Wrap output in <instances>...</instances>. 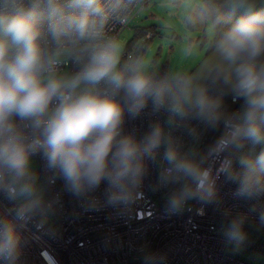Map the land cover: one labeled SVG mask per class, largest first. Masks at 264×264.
<instances>
[{"label": "clouds", "instance_id": "9594fccd", "mask_svg": "<svg viewBox=\"0 0 264 264\" xmlns=\"http://www.w3.org/2000/svg\"><path fill=\"white\" fill-rule=\"evenodd\" d=\"M130 3L0 0V192L17 202L0 216V264H22L19 228L51 211L38 155L48 183L63 181L85 211L97 208L102 183L107 205L131 204L148 163L160 164L154 190L168 214L212 203L221 178L235 196L264 200V0H170L181 23L210 31L212 58L163 75L109 34ZM228 98L239 107L230 110ZM142 116L150 118L142 134L125 132L126 118ZM248 221L239 213L224 222L236 252ZM141 261L162 264L150 249Z\"/></svg>", "mask_w": 264, "mask_h": 264}, {"label": "built area", "instance_id": "2783aa9c", "mask_svg": "<svg viewBox=\"0 0 264 264\" xmlns=\"http://www.w3.org/2000/svg\"><path fill=\"white\" fill-rule=\"evenodd\" d=\"M151 0H131L125 19L113 21L109 34L121 37L131 22ZM145 40L133 39L129 50L138 48L144 55L156 31L145 32ZM230 110L239 107L226 100ZM148 116L125 121V132L146 130ZM214 137L209 133L205 143ZM44 177L51 211L34 217L19 228L26 243L22 264H142L145 249L158 254L162 264H264V225L258 221L264 200L249 201L234 195L236 185L218 181V192L212 203L190 202L181 213L165 211L164 192L154 190L160 164L148 163L139 195L129 205L114 208L106 204V184L93 193L99 201L96 209L85 211L82 202L63 188V181L49 184L50 174L44 161L34 157ZM162 163V162H160ZM17 202L0 192V216L8 215ZM255 206L256 211H250ZM203 214H198V210ZM245 213L249 227L259 230L254 239L248 235L242 249L236 252L225 235L224 222L231 215ZM227 214V215H226ZM46 256L48 257L46 259Z\"/></svg>", "mask_w": 264, "mask_h": 264}, {"label": "rangeland", "instance_id": "374dc122", "mask_svg": "<svg viewBox=\"0 0 264 264\" xmlns=\"http://www.w3.org/2000/svg\"><path fill=\"white\" fill-rule=\"evenodd\" d=\"M142 28H150L157 33L146 46L144 56L160 75L164 71L193 73L202 61L212 58L208 44L210 31L205 25L190 28L181 23L178 10L171 6L170 0H151L123 32L121 41L128 45L133 39L145 40L146 34H139ZM33 167L45 184L35 158Z\"/></svg>", "mask_w": 264, "mask_h": 264}, {"label": "trees", "instance_id": "16d2710c", "mask_svg": "<svg viewBox=\"0 0 264 264\" xmlns=\"http://www.w3.org/2000/svg\"><path fill=\"white\" fill-rule=\"evenodd\" d=\"M149 29L150 28H142L140 30V33L139 34L145 33ZM164 73H165V71L163 72V74ZM246 231L248 232L249 236L252 237V238H254V239H256L257 238V235H259V230L258 229H255L254 227L246 226ZM263 233H264V230H263Z\"/></svg>", "mask_w": 264, "mask_h": 264}]
</instances>
